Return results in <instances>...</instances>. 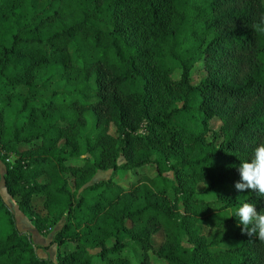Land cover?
I'll use <instances>...</instances> for the list:
<instances>
[{
	"label": "trees",
	"instance_id": "16d2710c",
	"mask_svg": "<svg viewBox=\"0 0 264 264\" xmlns=\"http://www.w3.org/2000/svg\"><path fill=\"white\" fill-rule=\"evenodd\" d=\"M261 17V0H0L3 186L41 236L62 222L52 263L0 196V264H264L234 215L264 197L221 192L264 142ZM210 199L215 213L187 211Z\"/></svg>",
	"mask_w": 264,
	"mask_h": 264
},
{
	"label": "rangeland",
	"instance_id": "374dc122",
	"mask_svg": "<svg viewBox=\"0 0 264 264\" xmlns=\"http://www.w3.org/2000/svg\"><path fill=\"white\" fill-rule=\"evenodd\" d=\"M263 5H264V0H261ZM196 76H202V73L200 74H196ZM87 127L85 128L84 131V136L82 138V140H84L85 136H88L92 133V129H93V118L91 117V115L87 114ZM13 157L11 156L9 158V162H13ZM121 161H119L120 163ZM4 172V167L2 166V164L0 163V196L3 200V202L7 205L8 209L10 212H12L13 218L15 220V224H16V228L19 232H23V233H27V235L31 236L32 242L36 243V244H41V239H45L48 240V238H50V235H52L53 230L49 231L48 234H46L45 237L40 236L36 230L34 229L32 223L28 220L27 217H25L24 215H22L18 209L17 206L15 204V202L8 196V194L5 192L4 186H3V180H2V174ZM139 173L142 174H146L147 176H153L155 175V171L152 168H146V169H142L140 170ZM139 173H135L136 175H133L132 172L130 173H118L116 174L113 178L114 181L119 184L122 185L124 187H127L128 184L135 180V177H137V175ZM139 176V175H138ZM169 177H171V175H168ZM110 177H112V173L111 171H105V172H97L96 175L92 178L90 184H96L102 181H106L108 180ZM190 187V185H189ZM206 184H198L197 185V189L201 192H203L205 190ZM221 192L223 193V195L225 197H230V196H234L240 192H238L235 188L233 187H225L221 190ZM222 206L221 200H215L210 199L209 201H205V202H200V203H193L188 205L187 207V211L191 214H195V215H201V214H207V215H211L213 213H215L220 207ZM34 210L42 215L44 214L43 208H42V199L41 198H35L34 200ZM237 220H233L232 222H236ZM5 220L2 219V228H5ZM186 222H184L185 224ZM62 226V224L60 225ZM226 228V226H222V227H206V226H202L201 227V233L203 236H205L206 238H210L215 236L216 234H218L219 232L224 231ZM47 236H49L47 238ZM52 239V238H51ZM160 236H157L156 239L154 240V244L157 246L160 243ZM51 241V240H50ZM43 246H38L40 248V250L42 252H39V254H45L46 258L50 259L49 256H55L56 258V247L50 245V242L48 243V241H46L45 243H42ZM54 254V255H53ZM91 254H95V252H91ZM140 249L137 245H135L134 243L131 242H127V247L126 249L122 252L121 257H123L124 259H127L129 261H131L132 263H136L138 261V259L140 258ZM42 258V257H41ZM94 264H100V262L94 261Z\"/></svg>",
	"mask_w": 264,
	"mask_h": 264
},
{
	"label": "clouds",
	"instance_id": "9594fccd",
	"mask_svg": "<svg viewBox=\"0 0 264 264\" xmlns=\"http://www.w3.org/2000/svg\"><path fill=\"white\" fill-rule=\"evenodd\" d=\"M264 17L260 24H254L253 29L264 33ZM240 179L235 182L238 192L251 191L264 197V142L256 145L250 159L240 162ZM239 218L238 224L242 225L241 231L249 237L264 242V210L257 211L256 205L250 202L243 203L234 214Z\"/></svg>",
	"mask_w": 264,
	"mask_h": 264
},
{
	"label": "crops",
	"instance_id": "0c3cea01",
	"mask_svg": "<svg viewBox=\"0 0 264 264\" xmlns=\"http://www.w3.org/2000/svg\"><path fill=\"white\" fill-rule=\"evenodd\" d=\"M12 213V212H11ZM15 221V220H14ZM62 224V222L59 224V225H57L54 229H53V234L52 235H50V238H48L49 236H47V238H48V240H45V239H41V244H36V243H34V245L35 246H43V244L42 243H45L46 241H48V243L50 242V240H51V238L53 237V235L55 234V232L56 231H58V229L61 227L60 225ZM16 225V224H15ZM35 229V228H34ZM37 232V231H36ZM38 233V232H37ZM27 234V233H26ZM39 234V233H38ZM40 235V234H39ZM30 236V235H29ZM41 236V235H40ZM43 237H45V236H43ZM30 238H31V236H30ZM32 240V239H31ZM52 247V246H51ZM39 252H42L40 249H38L37 251H36V253H37V256L39 257V258H43V259H47V260H49L50 262H52V263H54L55 262V256H49V258L50 259H48V258H46V256H45V254H42V256H41V254H39ZM54 255V254H53Z\"/></svg>",
	"mask_w": 264,
	"mask_h": 264
}]
</instances>
